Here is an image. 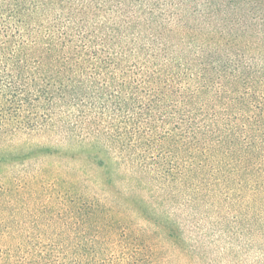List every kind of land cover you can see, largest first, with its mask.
Listing matches in <instances>:
<instances>
[{
  "label": "trees",
  "instance_id": "1",
  "mask_svg": "<svg viewBox=\"0 0 264 264\" xmlns=\"http://www.w3.org/2000/svg\"><path fill=\"white\" fill-rule=\"evenodd\" d=\"M167 246L264 264V0H0V264Z\"/></svg>",
  "mask_w": 264,
  "mask_h": 264
},
{
  "label": "rangeland",
  "instance_id": "2",
  "mask_svg": "<svg viewBox=\"0 0 264 264\" xmlns=\"http://www.w3.org/2000/svg\"><path fill=\"white\" fill-rule=\"evenodd\" d=\"M87 156H58L50 155L43 156L38 159H33L28 164H26L30 169H38L40 167L52 166L57 168L63 175L66 172H71L72 175L79 177H89L92 181L100 179V173L98 166L86 159ZM2 170V169H1ZM5 170H7L5 168ZM222 256L217 255V250L214 248H206L204 253H206V258H201L199 255L190 253L187 249L183 250L177 247H164L160 249V263L158 264H253L254 253H235L234 255H229L224 250H222ZM193 259V260H191Z\"/></svg>",
  "mask_w": 264,
  "mask_h": 264
}]
</instances>
